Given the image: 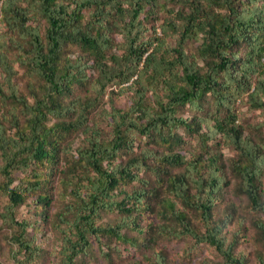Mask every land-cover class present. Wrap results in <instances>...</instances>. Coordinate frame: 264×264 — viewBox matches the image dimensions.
<instances>
[{"label": "trees", "instance_id": "trees-1", "mask_svg": "<svg viewBox=\"0 0 264 264\" xmlns=\"http://www.w3.org/2000/svg\"><path fill=\"white\" fill-rule=\"evenodd\" d=\"M164 7L159 31L152 17ZM15 63L35 79L28 93ZM0 75V215L16 264L41 258L45 225L60 232L62 264H79L93 237L112 248L111 236L147 246L190 236L226 264H251L236 250L246 221L228 191L246 195L264 245V135L237 122L245 96L264 109V0H0ZM222 139L239 154L230 165L213 150ZM56 180L68 213L53 216ZM29 196L34 220L17 215ZM106 211L115 224H97Z\"/></svg>", "mask_w": 264, "mask_h": 264}, {"label": "rangeland", "instance_id": "rangeland-1", "mask_svg": "<svg viewBox=\"0 0 264 264\" xmlns=\"http://www.w3.org/2000/svg\"><path fill=\"white\" fill-rule=\"evenodd\" d=\"M163 1V0H162ZM170 15L167 9L160 8L158 14L156 13L152 18H154V24L158 27L160 31V25L164 21V18ZM121 38L120 36L118 37ZM196 44H189L188 48L190 51H195ZM15 68L18 71L15 77L16 87L19 92L28 93L30 81H35L32 78L24 66L15 63ZM3 74V73H2ZM1 77V75H0ZM3 79V75L1 77ZM5 89L8 87L5 84ZM130 92L122 93L119 96H115V104L119 107H127L130 104ZM107 95L104 101L109 98ZM2 104V101H0ZM8 103L4 101L6 106ZM109 107V103H106ZM185 113L193 112L194 110L189 106L183 109ZM96 113V112H94ZM237 114H238V124L241 125L246 134H250L253 137H257L259 133L264 135V109L255 108L252 106L248 97H244L237 103ZM263 138V137H262ZM76 143L79 142V137H76ZM188 150L198 151L200 143L197 139L188 136ZM260 137H258V140ZM77 144H75L76 146ZM213 150L219 151L222 154V158L230 165L233 159H238V151L230 144L227 143L225 139H222L219 145H214ZM23 173L17 172L16 177L21 178ZM57 178V177H56ZM1 180V176H0ZM18 183V179L15 184ZM55 189L52 190L53 201L51 206L52 215L60 211H66L68 213V208L66 209L65 201H63L64 196L60 195L62 189H60V184L58 180L54 182ZM228 195L232 197L233 200L240 205V214L242 219L246 222L245 233L240 234L247 235L239 237V244L237 245V252L242 251L249 254V259L251 264H262L259 261V253L264 254V245L259 239V234L256 232L255 227L250 223L256 212L249 208L247 205L246 195L238 196L233 190L228 191ZM34 197L29 196L24 204H21L17 208V215L20 218H36L34 214L35 203H33ZM67 201H71V197L66 198ZM8 202V196L5 195L0 190V213L4 212V206ZM226 203H222L219 207L220 211H223ZM221 214V212H219ZM118 220V214L113 211L103 212L97 219V224L108 225L115 224ZM62 227H67L64 223ZM238 223L232 222L226 228L228 242L234 236V233L238 230ZM14 231L8 223H5L0 215V264H16V244L13 241ZM137 234L136 230H130L128 235L133 237ZM60 232L52 228L51 225L43 226L41 232L38 233L37 242L41 243L44 248V253L41 258L33 262L32 264H62L60 250H61V237ZM112 248L103 245V248L96 238H92V248L90 252L83 256L80 261L85 264H155V254L157 252H162L164 254V262L167 264H226L222 255H220L212 246L207 243L196 244L195 240L186 236L183 238H171V237H159L156 239V243L153 246L147 245H134L130 242H120L114 236H111ZM106 241V239H104ZM119 248V249H118ZM155 252V253H154ZM79 261V264H80Z\"/></svg>", "mask_w": 264, "mask_h": 264}]
</instances>
